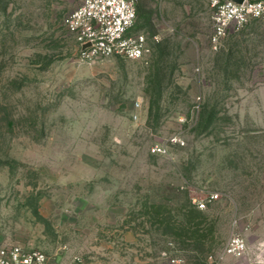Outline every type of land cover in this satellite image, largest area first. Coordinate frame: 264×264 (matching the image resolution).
Returning a JSON list of instances; mask_svg holds the SVG:
<instances>
[{
    "label": "rangeland",
    "instance_id": "1",
    "mask_svg": "<svg viewBox=\"0 0 264 264\" xmlns=\"http://www.w3.org/2000/svg\"><path fill=\"white\" fill-rule=\"evenodd\" d=\"M80 3L0 0V248L264 264V19L214 48L210 0H141L151 52L83 61L63 25Z\"/></svg>",
    "mask_w": 264,
    "mask_h": 264
},
{
    "label": "built area",
    "instance_id": "2",
    "mask_svg": "<svg viewBox=\"0 0 264 264\" xmlns=\"http://www.w3.org/2000/svg\"><path fill=\"white\" fill-rule=\"evenodd\" d=\"M141 0H81L80 5L63 19L64 27L76 39L80 59L93 61L120 56L139 60L146 57L151 48L148 36L135 32L138 5ZM213 33L211 43L217 48L232 29H239L252 20L264 19V0H210ZM87 46L83 49V46ZM160 152L161 149H158ZM212 195L210 201L217 199ZM201 209L204 202L196 203ZM249 251L244 236L232 235L224 255L244 259ZM0 264H52L48 255L39 250H27L18 246L0 248ZM247 264H256L250 260Z\"/></svg>",
    "mask_w": 264,
    "mask_h": 264
},
{
    "label": "trees",
    "instance_id": "3",
    "mask_svg": "<svg viewBox=\"0 0 264 264\" xmlns=\"http://www.w3.org/2000/svg\"><path fill=\"white\" fill-rule=\"evenodd\" d=\"M187 218H186V223L187 225L189 226L188 230L187 229H184L187 233L193 235V236H196L198 235V232H199V226L201 225L200 223H197L196 222V217L193 216L192 212H190L189 214H186L185 215Z\"/></svg>",
    "mask_w": 264,
    "mask_h": 264
},
{
    "label": "water",
    "instance_id": "4",
    "mask_svg": "<svg viewBox=\"0 0 264 264\" xmlns=\"http://www.w3.org/2000/svg\"><path fill=\"white\" fill-rule=\"evenodd\" d=\"M232 1L237 2V3H242L244 0H232ZM86 47H87L86 45L83 46V49H85Z\"/></svg>",
    "mask_w": 264,
    "mask_h": 264
},
{
    "label": "crops",
    "instance_id": "5",
    "mask_svg": "<svg viewBox=\"0 0 264 264\" xmlns=\"http://www.w3.org/2000/svg\"><path fill=\"white\" fill-rule=\"evenodd\" d=\"M138 10H139V5H138Z\"/></svg>",
    "mask_w": 264,
    "mask_h": 264
}]
</instances>
